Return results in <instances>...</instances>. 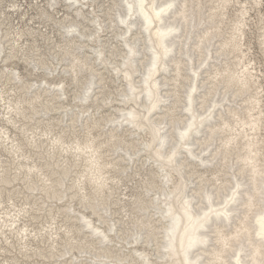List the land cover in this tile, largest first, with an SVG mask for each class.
<instances>
[{
    "label": "bare ground",
    "instance_id": "obj_1",
    "mask_svg": "<svg viewBox=\"0 0 264 264\" xmlns=\"http://www.w3.org/2000/svg\"><path fill=\"white\" fill-rule=\"evenodd\" d=\"M252 1L261 4V0ZM252 1L113 0L103 9L88 13L83 5L93 0H62V4L76 6V16L64 10L62 19L69 25L65 26L63 41L56 44V53L60 60L66 59L67 66L60 65L66 73L72 72L70 78L78 87L72 96L76 110H68L73 106L70 103L62 105L69 87L64 77L52 91L49 86L40 87L31 98L30 90L38 82H30L28 90L24 88L22 96L28 98L1 97L4 103L0 101V113L4 108L7 121L23 132L31 130L26 121L40 120L36 116L41 113L48 124L41 132H30L26 142L13 138L5 129L0 133V144L8 142L9 153L14 155V162L18 161L8 164L0 154V195L4 191L12 194L20 188H14L16 182H21L28 192L23 196L44 198L37 210H48L46 202L50 200L57 205L67 199L68 206L58 208L78 224L62 223L60 228L54 214L38 230H32L28 222L21 227L18 224L34 206L26 200L31 208L16 212L8 208L2 214L0 235L9 240L8 227V232L22 241L23 249L31 246L28 238L48 236L50 250L44 246V252L37 246L25 256L44 262L54 258L50 264H264V88L256 63L247 58L249 49H244ZM50 2L59 5L58 0H48L46 7L50 8ZM36 3L41 6L42 1ZM235 4L239 7L230 16L229 8ZM13 7L16 11L22 6ZM42 11V18L52 21ZM106 11L108 24L102 16ZM260 14L264 54V14ZM6 20L0 17V58L9 62L20 56L23 44L19 40L25 33L18 32V39L10 37L11 31L3 28ZM32 50L25 61L34 62L35 69L52 76L56 70L48 68L43 54L30 60ZM58 56H54L56 64L60 62ZM1 73L12 80L22 78L6 65ZM110 83L119 84L116 94L110 90ZM47 92L50 95L45 96ZM100 99L106 105L114 104L111 107L120 114L109 112L110 117L107 114L104 119L100 105L93 112H89L92 105L84 110L89 101ZM63 107L71 121L67 127L73 130L54 133L50 113ZM68 122H60V126ZM68 133L73 134L72 140H67ZM28 145L36 149L34 154L25 150ZM43 146L45 152L37 150ZM110 151L123 153L110 159ZM35 154L39 162L33 160ZM132 164L148 170L144 188L120 200L118 186L126 180V167ZM134 166L130 170H138ZM78 168V174L72 172ZM118 168L122 170L116 176L123 178L110 175ZM134 174L140 176V172ZM18 195L16 192L8 198L12 201ZM112 198L116 199L111 206ZM124 198L134 210L130 204V209L122 204ZM74 200L78 201L74 206H82V211L72 208ZM118 204H122L125 222L114 220ZM133 212L138 214L136 218ZM31 216L36 218L33 213ZM128 222L130 230H126ZM122 228L124 234L119 230ZM60 230L64 231L58 233ZM60 241H64L65 249L58 248ZM4 249L0 245V250ZM4 264L8 262L4 260Z\"/></svg>",
    "mask_w": 264,
    "mask_h": 264
},
{
    "label": "rangeland",
    "instance_id": "obj_2",
    "mask_svg": "<svg viewBox=\"0 0 264 264\" xmlns=\"http://www.w3.org/2000/svg\"><path fill=\"white\" fill-rule=\"evenodd\" d=\"M16 1H17V3H16ZM40 1H42L41 6L36 5L37 0H0V10L3 12L2 16H0L1 20H4L5 18H7L6 24H5L6 26L5 25L3 26L4 31L10 30L11 31V32L9 31L11 33L10 37H15L17 39H18V37H17L18 32L22 31L25 33L20 38V40H22V41L19 40V42L21 44H23V47H21L19 49L20 51L18 54H20V56H18V59H16V60L13 59L12 61L6 62L2 57L0 58V101L3 104L4 101H2L1 97H8L10 100L11 99L14 100V99H17V97H19V95L23 98H26V97L28 98V96H22V94H24V88H26V90H28L27 87H28V84H30V82H38V84H36V88H34V90H30V98L32 96H34L36 93H39L41 91L40 89L43 88L44 86L51 87V91H52V89L57 86V84L60 82V80L65 78L64 80L67 79V83H68L67 87L69 86L68 90H67L68 91V98L65 99V102L62 103V105L67 106L70 103L73 106L70 105V108H68V110H71V109L76 110V108H74V104L76 102H75V100H74V102H72V96H74V94L76 93V90H78V87L76 86V82L74 80H71V78H70L72 75V72L70 70H68V72H71L70 74H68V73H66V70H64V68H62V66H67L66 65V59L60 60L58 53H56V51L58 50L56 47V44H60L61 39L63 41L62 37L64 36V38H65V34L67 32V28H65V26L69 25L68 22H65L62 19L64 16H66L64 13L70 12L72 16H76L75 9H74L76 6H74V8H72L71 6H68V4H67L68 2H64V4H62V0H58V3H59L58 6H56L55 4H52V2H50L52 5H50V8H48V6L46 7V4H48V0H40ZM112 1L113 0H99L98 2H96V0H93V2H88V3H90L89 5H83V7L84 8L86 7L85 8L86 11L88 10L87 12L91 13L93 9H96V10H98V9L100 10L101 8L103 9V7H105L106 5L111 3ZM93 4H94V6H92ZM13 5H20L22 7H20L21 8L20 10L15 11L14 10L15 8L13 7ZM62 5H64V6H62ZM51 6H52V8H51ZM54 6H56L57 9L54 8ZM60 6H62V7H60ZM250 6H253V7H251V9H250L249 19L247 20L249 27H247V30H246L247 32H246V37H245V43H247V45L244 47V49H247V48L249 49L247 51V53L249 54L247 56V58L254 60V62L256 63V68H257L256 72H258L260 82L263 84V88H264V54L262 52L261 45H260L261 30L259 29V26H260L259 25V19L261 18L260 13L264 14V4L261 3L259 5H255L254 2L252 1ZM238 7H239L238 4H235L234 8L230 6V8H229L230 16H231V13L234 14L235 9ZM37 9H39V10H37ZM73 9H74V11H73ZM42 10L46 11V16H48V18L49 17L53 18L52 21L50 20V22H48L47 20H45V18H42V16H44V14H45V12ZM204 11L205 10L203 9V12ZM106 13H107V11L105 13H103L102 16L104 17V19H107L106 22L108 24L110 22V20H109L108 15ZM90 16H92V15H90ZM40 18H42V20H40ZM52 22H56V24H58V26H56V24H53ZM60 22H61V24H60ZM8 24H10V26H8ZM46 24H48V26H46ZM60 28H62V29H60ZM32 29H34V30H32ZM26 30H28V32H26ZM109 31H111V27H109ZM39 32H42V34H40ZM63 33H65V34H63ZM112 33L113 32H110L108 37H110L112 35ZM15 34H16V36H15ZM62 34H63V36H62ZM41 36H44V39ZM46 40H48V44H47ZM27 43H28V45H27ZM62 43H64V42H62ZM50 44H52V46H50ZM8 45H9V43L7 42L6 46H8ZM33 46H36L37 50H32L31 47H33ZM47 46H50V48H48ZM74 46L77 47V45H74ZM30 50H32V55H33L31 57L29 56L30 60H31V58L33 60H36V58H34V56H38V54L39 55L43 54V56L46 57L49 61L48 68H52V70H56V72H52V76H46V74H48V73L34 68V66H36V64H34V62H28L27 63L25 60H29L26 57L28 56V52L30 54ZM48 50H54V52H50V54H48V52H49ZM77 51L81 52V54L84 53V49H82V50L78 49ZM34 52H36V55H34ZM88 54L90 55V54H92V52H90ZM108 54L109 53H107L106 55H108ZM54 56H58V58H56V60H60V62H58V64H56V62L54 63ZM37 59L39 60V57ZM72 59H73V57H72ZM64 61H65V63H64ZM38 64H40L39 67L42 68V63L38 62ZM60 64L61 65L63 64V65L61 66ZM5 65L9 66V68L12 69L13 72H15V71L19 72L22 78L21 79L18 78V80H24V82H18V80H12L11 77L8 75L6 76V78H4L3 77L4 75H2L1 71ZM56 66H60V68H56ZM6 68L4 70H6ZM8 72H9V70H8ZM43 77H44V79H43ZM62 77H64V78H62ZM45 79H47L49 84L47 82L45 84ZM42 80H44V82H42ZM40 82H42V84H40ZM22 84H24V86H22ZM20 86H22V88H20ZM110 86H111L110 90L114 92L117 90L116 87L117 88L119 87V84L110 83ZM36 90H37V92H36ZM38 90H39V92H38ZM49 93L50 92L45 93V96H46V94L50 95ZM114 94H116V92H114ZM263 95H264V93H263ZM90 105H92L93 107L90 108L89 112H93V110L96 109V107L98 105L102 106L101 112H102V115H104L102 117L104 119L106 118V115L109 112L115 113V114H120V112L118 110L111 107L114 104L106 105L104 102H102V99H100V102L96 101L94 103H93V100L89 101L86 104V106L84 107V110ZM1 112L2 113H0V128H1L0 133L2 131L6 130V131L10 132L9 134L13 138L22 139L23 142H26L25 137H27L33 131L41 132L42 129L47 128L48 120H47L46 116L43 115V113H41L40 116H38V115L36 116L37 118L41 117V119L37 120V121L36 120H27L26 121L25 119H23L26 122L29 121L28 127L29 128L31 127L30 128L31 133L30 132L25 133L20 128H18V126H14L7 121L8 115H6L4 108L1 109ZM80 112L82 114V111H80ZM74 113H76V112H74ZM66 114H68V113H66L65 107H63L62 109L55 110L52 113H50V116H52V118H53L51 121L54 124V126H52L54 133L61 132L63 129L67 130V131L73 130L72 127H70V128L67 127V125H71V121L68 122V118H66ZM42 115H43V117H42ZM109 117H110V114H108V118ZM42 120H44V122H42ZM64 120H66V122H68V124H64V126H60V122H64ZM82 120H83V118H82ZM58 126H60V127H58ZM77 128H80V126H78ZM146 128L148 129V127H146ZM76 132L78 134H80V132H82V130H76ZM85 132H86V130H84V134H85ZM68 134H70V133H68ZM141 134H142V132H141ZM144 135H146V134H144ZM68 138H70V140H72L73 134L72 135L70 134V136L67 137V140H68ZM0 142H2V141L0 140ZM45 144L47 146V143H45ZM46 146H43L42 149H40V150L37 149V150L41 151V152H45L46 151L45 149H47ZM9 147H11V145H9L8 142L0 144L1 159L3 161H7L8 164L10 162H14V159H15L14 155H12V153H9V149H10ZM25 150L34 154V150H36V149L28 145V146H26ZM118 152H121V151H117L116 153L115 152L113 153L110 151L108 153L111 155L109 158L114 159L117 156ZM121 153H123V152H121ZM43 154L46 155V153H43ZM112 154H114V156H112ZM2 156H3V158H2ZM142 156H145V155H142ZM4 159H9V160H4ZM20 160L24 161V159H22V158H20ZM33 160H36L38 162L40 161L38 159L37 154L34 155ZM33 160H26V162L32 163ZM144 161H146V160H144ZM17 162L18 161L14 162V163H17ZM139 162H140V164H143L142 160ZM140 164H136V166H134V164H132V166H134V168H138V170H130V168H132V166L126 167V168H128V170H130V178H128V170H126V180H124L118 186V188H119L118 190H120V192L116 193V194H118V196H120V194H121L120 200H122V198L124 196H128V198H130V196H133L136 193V192H134L135 190H138V192H140V188H144L143 180H144L145 174L148 173V170L146 169V172H144V170H140ZM14 166H15V164H14ZM144 166H146V168H148V164H146ZM80 169L81 168H78V170L74 169V170H72V172H76V174H78V171ZM120 170H122V168H118L116 171H114V174H112V172H111L110 175L116 176V172H120ZM72 172L70 174H72ZM134 172H140V176H136V174H134ZM11 173H14V172H11ZM132 174H134V176H132ZM116 177L123 178L124 176H120V174H118V176H116ZM70 178H72V180H74V178H76V176H70ZM70 178H69V180H70ZM16 186H20V188H16ZM22 186H25V185L22 184L21 182H16L15 187H14V188H16V190H14V192H12V194H10V192L4 191V193L2 195H0V201L2 202V204L0 205V217H2V214H4V212H6V210H8V208H10V210H14V212H16V210H18L19 208L30 206L29 204L28 205L25 204L26 200H28V202H30L31 204H34V206L30 210V214H28V216L24 215L25 220H22V218H21L22 222H20V224H18L21 227H22L23 222H28V226H32L31 227L32 230H38V228H42L44 225L48 224V222L51 221L52 216H54V214H56V218H58L56 221L54 220V222H56V224L60 225V228H62V225H64V224H72V223L78 224V222H74V220H70V218H68V216H66V214H64L63 210H60V208H58L59 205L61 206V204H62L61 202H58V204L56 205V202L53 203L52 200H50V202H46V208H48V210H42V209L37 210L38 208H42V206H40V204H42V202H44V200H43L44 198H42V195L38 196L37 198H33V197L28 198L27 196H23V194L28 195V192H26V190H24V188H22ZM126 186H127V189H126ZM21 189L24 190V192H22ZM16 192H18V194H21V195L15 196L14 198H12V201H10L8 196H14V194H16ZM122 192H124V195L122 194ZM116 194L114 196H116ZM118 196H116V198H118ZM40 198H42L43 201L40 200ZM116 198H112L111 203H110L111 206H112V204H114L113 200ZM128 198H124V202H122V204H124V206H128L130 204V200H128ZM32 200H34V202H32ZM66 200H64L62 205L65 204L66 206H68V204H66V202H68V201H66ZM12 202H14V205H12ZM72 202H74V204H72ZM72 202L70 204H72L73 206L74 205L78 206V201L74 200ZM122 204H118V206L114 205V206H116V208H114V209H116V211L118 212V216H120V218H118V216H114V220H120V222H125L127 220V218H126V220H122V218H124V212L123 211L120 212V210H122ZM76 206L72 207V208L76 209V212L82 211V210H80V208H82V206H80V208H76ZM130 206H132V205L130 204ZM130 206H128L129 207L128 209H130ZM30 208H31V206H30ZM30 208H28V209H30ZM131 209L134 210V206H132ZM113 211L115 212V210H113ZM31 213L36 215V218H33V216H31ZM68 213H70V212H68ZM85 213L89 214L90 212H85ZM133 213H134L135 218H136V216H138V214H136V212H133ZM74 215L77 216L78 214H74ZM110 220H112V218H110ZM130 222L126 223V224H128V228H126V226H124V224H122L124 226V228H126V230H130V228L132 227V226H130ZM62 223H64V224H62ZM106 225L110 226V224H106ZM0 226H2V224H0ZM47 227L48 226H46V228ZM54 228H56V226H54ZM124 228L119 229V230H122V234H124ZM32 230H29V232H32ZM5 231H6V234L8 236H11V237L9 240H6L5 235H0V245L6 248L4 250H0V264H4V260H6V262H8V264H39V263L50 264V262H52L54 260V258H52V260H48L46 258L47 262H44V260H38V258H32V256L31 257L25 256L27 253H32L33 250L35 249V247H37V246L43 248L45 250L44 252H46V248L49 249V245L52 243V242H48V236L46 238L44 237L43 239L41 237H38V238H36V240H32V238H28L31 246L26 248V249L30 250V251H27L26 249L22 248L23 247L22 241L18 242V236H16V238H14V233L10 234V232H8V227H6ZM63 231L64 230H60V232H58V233H62ZM44 232H48V230L47 231L44 230ZM122 234H120V235H122ZM80 237H82V235H80ZM12 241L14 243L11 244ZM62 242H64V241H60V245L58 246L59 249L60 248L65 249V244H62ZM120 243L122 244V242H120ZM112 245L115 246V242H113ZM44 246H46V248H44ZM76 252H78V251H75V253ZM86 257L88 258V256H86Z\"/></svg>",
    "mask_w": 264,
    "mask_h": 264
},
{
    "label": "snow or ice",
    "instance_id": "obj_3",
    "mask_svg": "<svg viewBox=\"0 0 264 264\" xmlns=\"http://www.w3.org/2000/svg\"><path fill=\"white\" fill-rule=\"evenodd\" d=\"M261 3L264 4V0H261ZM101 236H102V234H101ZM105 239H106V238H105Z\"/></svg>",
    "mask_w": 264,
    "mask_h": 264
}]
</instances>
